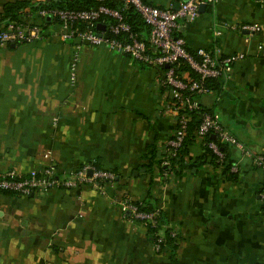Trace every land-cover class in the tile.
Instances as JSON below:
<instances>
[{
    "label": "crops",
    "instance_id": "0c3cea01",
    "mask_svg": "<svg viewBox=\"0 0 264 264\" xmlns=\"http://www.w3.org/2000/svg\"><path fill=\"white\" fill-rule=\"evenodd\" d=\"M14 1L36 0H0V12ZM144 1L163 9L180 0ZM21 22L43 24L28 14ZM244 24L260 31L241 33ZM58 35L51 22L36 42L0 47V175L98 162L115 180L28 197L0 192V264H173L170 250L156 252L146 226L119 210L122 199L140 204L148 193L175 230L177 264H264V171L224 145L226 163L238 169L230 173L195 135L182 173L161 172L164 145L175 131L161 72L104 47L82 46L70 85L72 45ZM176 35L191 52L245 55L230 79L197 100L240 144L264 155V59L256 50L264 44V0L206 6ZM151 146L156 164L143 171Z\"/></svg>",
    "mask_w": 264,
    "mask_h": 264
},
{
    "label": "built area",
    "instance_id": "2783aa9c",
    "mask_svg": "<svg viewBox=\"0 0 264 264\" xmlns=\"http://www.w3.org/2000/svg\"><path fill=\"white\" fill-rule=\"evenodd\" d=\"M44 1L36 0L34 3ZM95 1L100 5L93 10L52 9L39 10L36 13L41 20L50 16L51 20L57 23L59 38L72 45L68 67L70 85H74L77 80L82 46L104 47L113 53L127 56L139 64L156 68L161 72L159 83L169 95L168 113L175 119V131L166 142L165 156H173L180 148L188 133L190 115L199 113V124L194 133L198 138L204 139L211 135L218 144L234 146L252 162L255 168L264 171V155L253 154L240 144L228 134L216 115L201 112V106L197 100V97L210 91L204 85L206 80L227 81L230 79L233 66L244 60L245 55L242 53L223 55L217 49L200 48L193 52L187 51L185 40L176 35L182 22L191 23L199 18L200 6H212L223 0H180L177 10H173L171 5L163 9L153 7L144 0ZM107 2H118L123 9L132 7L150 29L147 39H141L131 29L125 22L122 10L109 8L104 5ZM105 18H110L111 23L105 24ZM96 24L104 25V31L97 30ZM42 27L43 24L9 22L0 29V47L36 42L42 38ZM237 30L253 35L260 31V27L244 24L238 26ZM256 50L264 59V44H258ZM166 65L167 68H165ZM182 65L187 66L197 78L191 80L186 74H178L177 70ZM218 144L204 143L217 157V163L222 164L224 154L220 151ZM163 165L168 167V161H164ZM228 170L234 174L238 171L235 164H230ZM114 180L113 172L98 169L95 162L82 165L72 171H59L52 165H46L30 171L23 177H17L11 172L0 175V192L28 197L51 190L78 189L84 185L100 188L104 184H112ZM261 199L264 200V192L261 193ZM119 210L123 215L128 213L130 221L144 224L143 221L148 220L152 227L157 225L155 214L139 212L138 207L127 198L120 201ZM170 235L176 243V233L172 231ZM155 237L154 249L160 252L163 244L162 229L155 234Z\"/></svg>",
    "mask_w": 264,
    "mask_h": 264
},
{
    "label": "trees",
    "instance_id": "16d2710c",
    "mask_svg": "<svg viewBox=\"0 0 264 264\" xmlns=\"http://www.w3.org/2000/svg\"><path fill=\"white\" fill-rule=\"evenodd\" d=\"M100 4L95 0H45L44 2L32 3L31 1H14L5 3L0 12V29H2L9 22H14L16 24L22 23L21 18L28 15H36L39 10H52V9H66V10H93L96 9ZM104 5L108 6L112 9L122 10V14L125 18V22L131 27V29L138 34V36L145 40L149 36V27L143 22L141 17L132 7L127 9H123V6L118 2H107ZM44 25H49L54 21L50 20V22H46L45 18L42 20ZM111 23L110 18H105V24ZM57 24V23H55ZM187 49V48H186ZM187 51H189L187 49ZM178 74H186L187 77L191 80L197 78V76L185 65H182L178 70ZM205 87L209 90L219 89L220 84L219 81L209 79L204 83ZM201 112L211 113L210 111L203 110L201 108ZM199 124V113H193L190 115V122L188 124V133L184 138L179 149L176 150L173 156L167 157L165 156V152H163V157L159 162V167L161 172L165 174H170L172 176H178L182 173L185 166V158L188 154L189 147L193 144L195 140V130ZM203 145L204 143L213 142L218 144L217 140H215L211 135L206 136L202 139ZM164 145V150L165 151ZM220 151L224 154V162L222 164L217 163V157L213 154V152L208 149L205 145V153L211 157V161L217 163L218 165H225L226 156H225V147L222 144H218ZM143 159L147 161L146 165H143L141 169L143 171L151 172L153 166L156 164L155 162V147H148L147 151L143 154ZM164 161H168L169 166L166 167L163 165ZM198 164L200 163V159H198ZM197 164V165H198ZM231 163L227 164V169H229ZM96 167L99 169V163H95ZM158 165V163H157ZM234 174V173H233ZM232 180H235V175H231ZM264 192V189L261 193ZM264 201V200H263ZM138 211L142 213L155 214V220L157 225L155 227L151 226V222L148 220L143 221L146 226L147 233L152 238L153 243L156 241L155 234L162 229V237L163 244L161 245V250L168 248L171 253V260L173 264H177L175 260V251L176 244L171 237V232L175 231L173 228L169 227V222L164 213L157 207V203L155 198L151 193H148L146 199L142 203H135ZM126 217H129V214H125Z\"/></svg>",
    "mask_w": 264,
    "mask_h": 264
},
{
    "label": "water",
    "instance_id": "95a60500",
    "mask_svg": "<svg viewBox=\"0 0 264 264\" xmlns=\"http://www.w3.org/2000/svg\"><path fill=\"white\" fill-rule=\"evenodd\" d=\"M172 8H173V10H177L179 8V3L175 4L174 7H172ZM204 10H205V6L202 5L199 7L200 14L204 13ZM50 20H51L50 16L45 17L46 22H50ZM96 29L103 32L104 31V25L96 24ZM167 67L168 66L166 65L165 68H167ZM88 175H91V173H88Z\"/></svg>",
    "mask_w": 264,
    "mask_h": 264
}]
</instances>
